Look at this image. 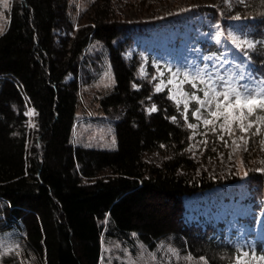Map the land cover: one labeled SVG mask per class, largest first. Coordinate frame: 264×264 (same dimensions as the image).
Segmentation results:
<instances>
[{"label":"trees","instance_id":"trees-1","mask_svg":"<svg viewBox=\"0 0 264 264\" xmlns=\"http://www.w3.org/2000/svg\"><path fill=\"white\" fill-rule=\"evenodd\" d=\"M114 2L91 0L74 22L69 0L11 1L0 34V235L11 237L15 248L2 262L99 264L104 236L137 239L151 250L167 241L204 264H231L242 245L228 217L188 219L185 208L187 197L226 187L230 179L192 171L188 125L196 123L195 103L185 110L166 88L155 90L150 71L140 73L136 43L144 31L122 20ZM242 6L249 7L239 11L243 19L233 31L252 47L232 53L229 62L258 82L264 79V0ZM202 14L195 26L210 37L197 39L194 64L203 69L209 59L223 64L228 54L209 31L217 14ZM94 41L102 44L114 78L97 99L112 122V148L71 142L80 88L100 70L101 54L87 51ZM235 70L226 71L238 75ZM193 75L200 92L209 88V73ZM27 106L34 111L33 133ZM155 151L166 154L159 164L146 160ZM248 201L254 203L252 225L259 224L264 205Z\"/></svg>","mask_w":264,"mask_h":264},{"label":"rangeland","instance_id":"rangeland-1","mask_svg":"<svg viewBox=\"0 0 264 264\" xmlns=\"http://www.w3.org/2000/svg\"><path fill=\"white\" fill-rule=\"evenodd\" d=\"M11 1L8 0L6 8L0 3V34L8 23ZM246 1L115 0L114 4L122 20L134 22L144 31L136 43L143 58L140 73L146 75L150 71L155 90L166 88L168 97L175 104L182 105L185 109L187 103L188 109L190 101H193V112L199 108L197 115H192L196 123L191 125L195 127H189L192 132L188 150L194 156L192 171L194 174L206 173L212 179H230L226 187L219 186L202 196L187 197L186 217L190 219L201 214L210 215L217 221L228 217L227 222L238 231V239L242 245L231 264H264V209L259 217L260 223L252 225L254 203L248 201L255 200V203L264 205V110L257 108L249 115L247 108L235 104L217 109L216 100L201 107L191 99L193 93L201 100L211 98V93L207 98L204 96L209 88L201 89L200 92L197 86L192 87L193 83L196 84L193 73L198 71L209 73L215 83L221 78L224 81L232 78L234 74L226 71L231 67L243 70L248 77L247 81H238L233 86L252 82L248 70L241 69L236 62H229L232 53H238L246 47L235 46L236 42L243 40L233 31L234 26L239 25L243 19L239 11H246L249 7L242 6ZM90 2L91 0H69V13L74 22ZM236 2L244 4L238 8ZM204 10L217 14L209 31L225 48L228 56L223 64H211L212 59H209L208 65L202 69L199 66L195 68L194 64L200 59L196 43L199 37L208 39L210 35L202 33L195 23L201 21ZM96 50L102 57L100 70L91 82L80 88L81 98L72 126L71 142L74 146L112 148L116 144L112 122L99 109L97 99L113 86L114 78L106 52L98 41L92 42L87 51ZM147 54L152 55L150 65L146 62ZM185 76L188 77L187 80ZM158 87L160 90H157ZM226 87L224 84L223 88ZM223 88L221 84L216 85L217 91H222ZM219 99L223 100V97ZM25 111L27 129L33 133L34 111L30 106ZM210 112H216L217 115L212 116ZM205 120L211 123H203ZM249 124L252 127L249 128ZM241 127L247 131H242ZM165 156V152L155 151L148 154L146 160L159 164ZM256 236L261 239L259 243L255 242ZM9 238L11 237L8 235H0V264H3L2 256L9 255V251L15 248ZM100 247L99 264H204L206 261L203 257L181 252L167 241H160L151 250L137 239L128 242L102 236ZM18 259L22 261L20 256Z\"/></svg>","mask_w":264,"mask_h":264},{"label":"snow or ice","instance_id":"snow-or-ice-1","mask_svg":"<svg viewBox=\"0 0 264 264\" xmlns=\"http://www.w3.org/2000/svg\"><path fill=\"white\" fill-rule=\"evenodd\" d=\"M0 3H2L5 8L8 7V0H0ZM244 45L249 48L252 47L251 43L247 41H240L235 43V46L237 48H241ZM187 79L188 77L185 76V80ZM247 80V74L243 70H241L238 75H234L227 81H224L223 78H221L219 81L213 83L212 77L209 76V90L204 92V96L207 98L211 93V98L207 100H201L193 93L191 99L199 103L201 107H204L205 104L210 105L213 100H216L217 109L224 107L225 105H227V107H231L233 104H235L237 106L247 108L249 115H252L257 108L264 110V79H261L258 82L238 83L237 86H233V84L237 83L238 81ZM201 82L203 83V80H201ZM169 83H171V81H169ZM217 84H221L222 88L223 85L226 84L227 87L223 88L222 91H217ZM192 87L195 88L196 84L193 83ZM157 90H160L159 87L157 88ZM221 96L223 97V100L219 99ZM185 109L187 110V103H185ZM155 110V107H153L150 111ZM197 112H199V108L195 112H193L192 115L196 116ZM210 115L216 116L217 113L210 112ZM197 118L199 119L198 116ZM203 123L208 124L211 123V121L205 120L203 121ZM189 127L193 128L195 126L189 124ZM248 127L250 128L252 127V125L249 124ZM241 130L247 131V129H244L243 127H241ZM257 131H259V129H257Z\"/></svg>","mask_w":264,"mask_h":264}]
</instances>
